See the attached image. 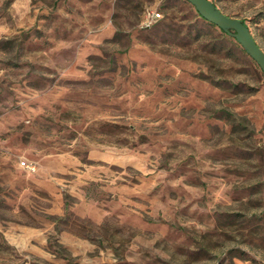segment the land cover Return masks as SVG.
I'll return each mask as SVG.
<instances>
[{
    "label": "rangeland",
    "instance_id": "374dc122",
    "mask_svg": "<svg viewBox=\"0 0 264 264\" xmlns=\"http://www.w3.org/2000/svg\"><path fill=\"white\" fill-rule=\"evenodd\" d=\"M0 264H264L256 63L186 0H0Z\"/></svg>",
    "mask_w": 264,
    "mask_h": 264
},
{
    "label": "water",
    "instance_id": "95a60500",
    "mask_svg": "<svg viewBox=\"0 0 264 264\" xmlns=\"http://www.w3.org/2000/svg\"><path fill=\"white\" fill-rule=\"evenodd\" d=\"M197 14L222 32L232 36L264 73V51L254 40L249 28L239 19L225 15L211 0H186Z\"/></svg>",
    "mask_w": 264,
    "mask_h": 264
},
{
    "label": "built area",
    "instance_id": "2783aa9c",
    "mask_svg": "<svg viewBox=\"0 0 264 264\" xmlns=\"http://www.w3.org/2000/svg\"><path fill=\"white\" fill-rule=\"evenodd\" d=\"M160 17H161V15L158 12L146 11V13H145V21L148 24H150L152 22H155ZM22 165L25 166L26 168L30 169V170L34 169V167H32L31 165L26 164L25 162H22Z\"/></svg>",
    "mask_w": 264,
    "mask_h": 264
},
{
    "label": "trees",
    "instance_id": "16d2710c",
    "mask_svg": "<svg viewBox=\"0 0 264 264\" xmlns=\"http://www.w3.org/2000/svg\"><path fill=\"white\" fill-rule=\"evenodd\" d=\"M199 16V15H198ZM242 23H244V21L243 20H240ZM245 24V23H244ZM246 25V24H245ZM220 32L223 34V35H228V34H226V33H224V32H222L221 30H220ZM262 75H264V73H262Z\"/></svg>",
    "mask_w": 264,
    "mask_h": 264
}]
</instances>
